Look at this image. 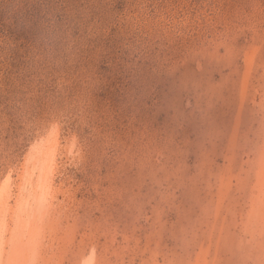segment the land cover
<instances>
[{"label": "rangeland", "instance_id": "1", "mask_svg": "<svg viewBox=\"0 0 264 264\" xmlns=\"http://www.w3.org/2000/svg\"><path fill=\"white\" fill-rule=\"evenodd\" d=\"M50 138L13 264H264V0H0V264Z\"/></svg>", "mask_w": 264, "mask_h": 264}, {"label": "bare ground", "instance_id": "2", "mask_svg": "<svg viewBox=\"0 0 264 264\" xmlns=\"http://www.w3.org/2000/svg\"><path fill=\"white\" fill-rule=\"evenodd\" d=\"M55 151V143L50 138L43 148L36 150L28 158L18 200L14 206L10 228L12 232V237L10 236L12 262L8 264H13L17 256L14 254L17 252L16 249L23 254L26 252L29 260H31L32 253L36 251V240L42 228L41 220L46 216L45 210L50 194ZM4 208L5 206L0 210V252L5 237V228L9 225V223L7 224V210H3ZM19 247L21 248L19 249Z\"/></svg>", "mask_w": 264, "mask_h": 264}]
</instances>
